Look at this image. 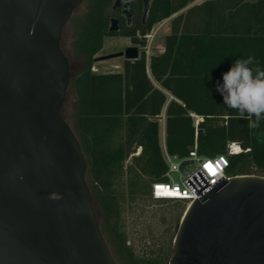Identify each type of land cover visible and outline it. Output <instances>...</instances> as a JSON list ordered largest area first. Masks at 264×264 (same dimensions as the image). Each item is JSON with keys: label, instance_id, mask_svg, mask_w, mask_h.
<instances>
[{"label": "trees", "instance_id": "obj_1", "mask_svg": "<svg viewBox=\"0 0 264 264\" xmlns=\"http://www.w3.org/2000/svg\"><path fill=\"white\" fill-rule=\"evenodd\" d=\"M128 1L133 2L130 26L120 9H112L115 0H85L74 11L61 41L71 69L61 112L80 141L100 227L117 264H168L174 238L138 254L127 244L125 220L148 203H185L150 195L153 182L167 181L162 115L169 155L184 159L196 147L200 156L214 157L234 142L244 152L230 157L228 174L264 176V121L250 128L246 119H237L216 87L236 59L253 56L264 67V0H150L145 23L144 1L123 0ZM112 18L119 20L118 32L109 30ZM170 18L163 51L147 58L146 36ZM114 36L129 38L140 56L125 59L122 71L95 72L105 38ZM193 116L202 121L196 125ZM139 147L140 154L133 155Z\"/></svg>", "mask_w": 264, "mask_h": 264}, {"label": "water", "instance_id": "obj_2", "mask_svg": "<svg viewBox=\"0 0 264 264\" xmlns=\"http://www.w3.org/2000/svg\"><path fill=\"white\" fill-rule=\"evenodd\" d=\"M85 0H0V264H117L62 115L71 81L63 31ZM144 1L145 18L149 1ZM128 20L133 2L115 0ZM110 32L119 31L111 20ZM137 47L96 58L135 60ZM187 183L168 264H264V176Z\"/></svg>", "mask_w": 264, "mask_h": 264}, {"label": "rangeland", "instance_id": "obj_3", "mask_svg": "<svg viewBox=\"0 0 264 264\" xmlns=\"http://www.w3.org/2000/svg\"><path fill=\"white\" fill-rule=\"evenodd\" d=\"M170 19H166L154 26L157 33L152 39H149V54H159L165 46V38L170 32ZM72 37L71 27L65 29L64 42L65 48L69 50ZM134 45L129 38L114 36L107 37L104 41L103 49L97 54V58L123 52L127 47ZM124 57L98 60L94 64L95 72H118L122 71ZM67 120L71 122V103L67 102L65 107ZM164 122L160 121V143L164 147ZM172 178L180 181L179 174L173 173ZM187 203L181 202H154L148 203L146 207L138 206L134 212L127 213L125 220L127 225L128 241L127 244L135 248L138 254L149 253L151 250L158 249L161 246H167L170 239L176 234L178 224L180 223ZM143 209L144 211H142Z\"/></svg>", "mask_w": 264, "mask_h": 264}, {"label": "built area", "instance_id": "obj_4", "mask_svg": "<svg viewBox=\"0 0 264 264\" xmlns=\"http://www.w3.org/2000/svg\"><path fill=\"white\" fill-rule=\"evenodd\" d=\"M157 33V30H152L150 34L146 36L148 43L144 48L147 58H149V39H152ZM170 99H173L171 95ZM164 119V115L162 116ZM195 118V124L198 125L202 118L198 116H193ZM163 155L164 159L168 165V169L165 172L166 182H153L151 184L150 195L154 200H181L191 205L197 197V194L187 183L192 176L197 172L201 171L207 180L213 185L220 178L230 179L231 176L228 174V169L230 168V157L244 152V150L237 143H230L227 146V151L225 154H220L214 157H204L200 156L197 152V148L194 147L193 151L190 152L189 157L180 159L176 156H171L168 154L164 147ZM141 148L137 149V152L133 155H139ZM132 155V156H133ZM179 174L180 181H175L172 178V174Z\"/></svg>", "mask_w": 264, "mask_h": 264}, {"label": "clouds", "instance_id": "obj_5", "mask_svg": "<svg viewBox=\"0 0 264 264\" xmlns=\"http://www.w3.org/2000/svg\"><path fill=\"white\" fill-rule=\"evenodd\" d=\"M217 84L224 104L237 119H246L250 128L264 121V67L253 56L236 59Z\"/></svg>", "mask_w": 264, "mask_h": 264}, {"label": "flooded vegetation", "instance_id": "obj_6", "mask_svg": "<svg viewBox=\"0 0 264 264\" xmlns=\"http://www.w3.org/2000/svg\"><path fill=\"white\" fill-rule=\"evenodd\" d=\"M120 11H121V14H122V9H120ZM123 16V15H122ZM125 19H126V22H127V25L128 26H130L131 24H132V20H133V15H132V17L130 18V20H128L125 16H123ZM146 18V17H145ZM145 18L142 16V18H141V20H142V22L143 23H145ZM113 19V18H112ZM111 19V20H112ZM116 19H118V18H116ZM119 21V20H118ZM119 30H120V24H119ZM127 38V37H126ZM134 47H136V46H134ZM138 48V47H137ZM139 49V48H138ZM139 52H140V49H139Z\"/></svg>", "mask_w": 264, "mask_h": 264}, {"label": "crops", "instance_id": "obj_7", "mask_svg": "<svg viewBox=\"0 0 264 264\" xmlns=\"http://www.w3.org/2000/svg\"><path fill=\"white\" fill-rule=\"evenodd\" d=\"M202 1H203V0H197V1H195L193 4H195V3H200V2H202ZM162 51H163V50H162ZM162 51H161V52H162ZM161 52H160V53H161ZM162 116H163V115H162ZM162 118H163V117H162ZM163 122H164V119H163ZM163 129H164V128H163Z\"/></svg>", "mask_w": 264, "mask_h": 264}]
</instances>
